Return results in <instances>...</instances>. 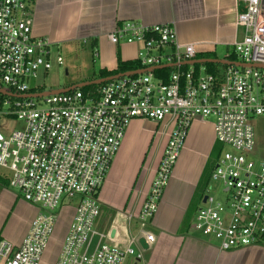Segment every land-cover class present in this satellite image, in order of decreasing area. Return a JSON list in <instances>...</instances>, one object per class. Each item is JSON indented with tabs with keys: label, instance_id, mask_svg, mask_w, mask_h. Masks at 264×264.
Returning a JSON list of instances; mask_svg holds the SVG:
<instances>
[{
	"label": "built area",
	"instance_id": "2783aa9c",
	"mask_svg": "<svg viewBox=\"0 0 264 264\" xmlns=\"http://www.w3.org/2000/svg\"><path fill=\"white\" fill-rule=\"evenodd\" d=\"M35 1L0 0V89L15 96L0 95V120L23 124L10 134L0 133V181L44 210H54L63 196L74 205H67L71 216L51 264H123L133 255L142 259L140 251L107 243L106 234L95 229L100 216L96 196L134 120L165 124L171 131L140 211L135 218L128 215V223L135 219L140 233L149 225L189 128L195 120L212 117L215 142L231 149L217 160L209 178L221 183L224 199L210 196L208 186L192 228L215 240L223 252L264 244V162L246 157L255 146L251 120L264 115L262 0H237L244 8L237 16L243 35L233 53L244 67L225 66L215 74L202 65L195 70L186 65L195 60V49L179 43L174 25L125 22L108 36L109 42L140 44L136 61L151 72L104 83L86 97L73 90L21 99L17 96L35 94L40 87L31 83L53 63L63 64L58 53L53 57L54 44L32 34ZM161 70L168 73L157 76ZM58 225L59 218L38 210L19 244L0 239V264H41ZM153 240L146 234L147 243Z\"/></svg>",
	"mask_w": 264,
	"mask_h": 264
},
{
	"label": "crops",
	"instance_id": "0c3cea01",
	"mask_svg": "<svg viewBox=\"0 0 264 264\" xmlns=\"http://www.w3.org/2000/svg\"><path fill=\"white\" fill-rule=\"evenodd\" d=\"M243 10L237 0H36L31 10V30L34 37L46 38L58 47H89L100 61L98 72L115 70L118 59L136 60L140 44L113 45L108 39L125 22L174 25L179 43L194 47L193 61L204 60L208 55L228 61L234 43L243 35L237 26V16ZM97 73L53 90L96 80ZM203 121L195 120L189 128L158 211L148 230L141 233L137 221L128 223L127 216L138 215L171 128L144 120H134L128 126L96 196L100 216L95 229L106 234L107 243L142 254L141 260L133 255L123 264H264V244L223 252L193 230L195 212L185 222L200 180L208 168L211 174L215 166L212 156L217 143L213 124ZM209 184L210 181L207 187ZM25 211L23 231L14 244L21 242L37 213L30 205ZM146 234L153 236L152 243L146 242ZM141 237L145 239V249L137 243ZM131 238L136 240L135 244H131Z\"/></svg>",
	"mask_w": 264,
	"mask_h": 264
},
{
	"label": "rangeland",
	"instance_id": "374dc122",
	"mask_svg": "<svg viewBox=\"0 0 264 264\" xmlns=\"http://www.w3.org/2000/svg\"><path fill=\"white\" fill-rule=\"evenodd\" d=\"M52 52L53 57L56 56L55 53H58V55L63 60V64L58 66L57 64L53 63L51 69L46 74H41L38 80L31 83L32 86L41 87L44 90L43 92L52 91L57 87L70 85L75 81H83V79L90 78L92 76V72L97 73L99 70L100 61L97 59L95 52L89 47L84 46V44H74L71 46L60 45L59 47L54 45ZM2 87L7 89L5 86ZM207 122L213 124L214 119L212 117L204 119L203 123ZM251 125L254 131L255 146L251 153L247 154L246 157L250 161L264 162V115L260 117H254L251 120ZM22 126L23 124L19 120L1 119L0 133L7 135L13 131L20 130ZM141 137L144 138L142 134ZM216 145L218 146V149L216 148V154L213 153L212 156V162H214V164L219 158L222 157L223 153L231 151L228 146L220 145L218 143ZM6 177L8 178L9 176L6 174ZM209 187H211V190L208 193L210 196L217 200L224 199L221 183L219 184L211 182ZM29 205L33 206L23 200L17 189L10 188L8 185L0 186L1 240H6L13 243L20 237L21 232L23 231L22 228L24 227L25 220L27 218V211H25V208ZM67 205L74 206L71 205L70 200L67 199L66 196H63L58 206L52 211H49L48 209H41L39 206H33L41 213L53 214L59 218V225L54 236L56 240L49 244L41 264H51L55 259V255L57 253V249H55V243L56 241H61L64 228L71 216V208ZM133 228L135 231H137L138 227L134 226ZM147 230L148 226L146 225L143 231L146 232ZM207 240L212 245L218 246V243L215 240ZM135 257L136 255L133 256V258Z\"/></svg>",
	"mask_w": 264,
	"mask_h": 264
},
{
	"label": "trees",
	"instance_id": "16d2710c",
	"mask_svg": "<svg viewBox=\"0 0 264 264\" xmlns=\"http://www.w3.org/2000/svg\"><path fill=\"white\" fill-rule=\"evenodd\" d=\"M214 58V56L212 55H208V56H204V59H212ZM228 61L231 62H237V57L234 53H232L229 58ZM200 67V65L195 64L194 65V69L198 70ZM203 67L205 68V72L209 73V74H215L216 72H218L219 68H223L225 67V65H219V64H204ZM142 67L140 65V63H138L136 60L135 61H127V62H123L120 59H118L117 62V68L113 71H106V70H100L97 75H95V78L97 79H101V78H107L110 76H114L117 74H122V73H126V72H130V71H137V70H141ZM167 74L168 70H161V71H155V74L158 76L159 74ZM94 78V79H95ZM102 85V84H101ZM101 85L98 86H87L81 89H78L85 97L88 96L89 94H95L96 91L101 87ZM44 90L42 88L33 90L32 93H41ZM218 149V146L216 147ZM217 149H215L214 153L216 154ZM209 168L206 170V173L204 175V177L200 180L195 193L192 197V200L190 202V207H189V212L188 215L186 217V223L190 218V215L193 214V212H195L198 203L200 202L201 197L203 196L206 187L208 185L209 182V178H210V174H209ZM0 186H7V182L6 181H0Z\"/></svg>",
	"mask_w": 264,
	"mask_h": 264
},
{
	"label": "water",
	"instance_id": "95a60500",
	"mask_svg": "<svg viewBox=\"0 0 264 264\" xmlns=\"http://www.w3.org/2000/svg\"><path fill=\"white\" fill-rule=\"evenodd\" d=\"M262 3L264 4V0H262ZM195 64H219V65H225V66H236V67H244L246 65L240 63V62H231V61H226V60H215V59H204V60H197V61H191V62H187L186 65H195ZM257 68V67H256ZM157 69V68H156ZM152 70L150 69H144V70H137V71H130V72H126V73H122V74H117L114 76H110L107 78H101V79H96V80H92L89 82H82V83H78L75 84L69 88H63V89H57V90H52V91H47V92H41V93H35L32 95H22V96H17V98H21V99H25V98H29V99H40L43 97H47V96H53V95H58V94H64L73 90H78L87 86H98L119 78H123V77H130V76H136V75H141L143 73L146 72H151ZM0 95H4V96H9V97H15L12 96L11 94H9L8 92H6L3 89H0ZM206 198L203 199V202H205ZM137 243L138 245L142 248L145 249L146 246V242L145 239L143 237L138 238L137 239Z\"/></svg>",
	"mask_w": 264,
	"mask_h": 264
}]
</instances>
